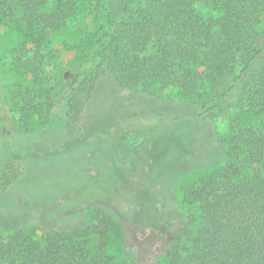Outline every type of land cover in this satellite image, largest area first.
Wrapping results in <instances>:
<instances>
[{
  "label": "trees",
  "instance_id": "obj_1",
  "mask_svg": "<svg viewBox=\"0 0 264 264\" xmlns=\"http://www.w3.org/2000/svg\"><path fill=\"white\" fill-rule=\"evenodd\" d=\"M196 3L220 16L197 15ZM15 12L34 44L19 63L37 81L55 35L98 12L96 41L61 80L69 136L78 132L101 68L120 89L155 82L181 91L187 103L167 105L166 119L149 109L156 138L181 121L200 135L199 121L233 108L219 139L223 162L181 188L187 212L167 208L166 196L149 215L166 227L176 220L175 238L164 249L168 264H264V0H0V24ZM2 74L0 60V130L5 101L22 111L38 108L43 88L11 86L3 97ZM89 220L40 237L25 229L0 234V264H129L107 253L121 225L101 210Z\"/></svg>",
  "mask_w": 264,
  "mask_h": 264
},
{
  "label": "rangeland",
  "instance_id": "obj_2",
  "mask_svg": "<svg viewBox=\"0 0 264 264\" xmlns=\"http://www.w3.org/2000/svg\"><path fill=\"white\" fill-rule=\"evenodd\" d=\"M194 11L203 18L220 16L202 3L194 4ZM19 16L15 12L0 24L6 84L2 95L16 85L43 87L42 107L22 111V105L12 101L2 104L6 120L0 130V234L25 229L40 237L45 231L84 227L91 214L101 210L121 225V237L110 240L109 255L129 264H168L164 249L175 238L176 220L172 216L169 227L154 223L150 211L168 196L167 208L187 212L181 188L223 162L219 139L228 132L233 108L225 106L199 121L200 135L192 122L181 121L166 139L156 138L149 109L166 119L167 105L187 103L181 91L155 82L120 89L101 68L78 132L69 136L61 80L78 64L81 51L96 41L98 12L55 35L38 81L19 63L34 48L32 33Z\"/></svg>",
  "mask_w": 264,
  "mask_h": 264
}]
</instances>
